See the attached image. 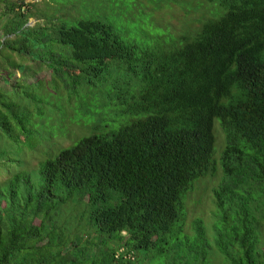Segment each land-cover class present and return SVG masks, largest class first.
<instances>
[{
  "label": "trees",
  "instance_id": "trees-1",
  "mask_svg": "<svg viewBox=\"0 0 264 264\" xmlns=\"http://www.w3.org/2000/svg\"><path fill=\"white\" fill-rule=\"evenodd\" d=\"M173 6L205 8L197 29L159 27L142 47L89 15L30 26L23 0H0V264H264V0L146 14ZM71 101L90 133L27 170L20 155L49 138L41 121ZM215 120L209 238L200 219L186 232L184 199L216 172Z\"/></svg>",
  "mask_w": 264,
  "mask_h": 264
},
{
  "label": "rangeland",
  "instance_id": "rangeland-1",
  "mask_svg": "<svg viewBox=\"0 0 264 264\" xmlns=\"http://www.w3.org/2000/svg\"><path fill=\"white\" fill-rule=\"evenodd\" d=\"M35 16L29 20V25L33 26L40 23V19H48L64 17L67 20H72L77 17L89 15V18L101 20L107 24L115 27L121 35L128 41L147 47L152 43L157 42V33L160 31L159 27L165 29L169 27V33L175 36L183 33L188 27L190 30H195L198 27L199 17L204 9H199L195 13L186 11V7L173 6L169 10L165 9L158 12L156 16L150 21V16L146 14L149 11V6L152 4H164L168 0H23ZM183 2L184 0H176ZM140 10L145 14L141 19L136 21L126 20L123 13L128 16L138 15ZM207 8V7H206ZM209 8V7H208ZM147 10V11H146ZM136 15V16H137ZM88 18V17H87ZM154 23V24H153ZM1 39V36H0ZM50 72L47 70L41 71L35 78L41 81L43 87L48 85L50 81ZM18 77V74H17ZM29 83L32 80L28 81ZM39 94L41 92H38ZM42 93H44L42 91ZM88 101L91 98L87 99ZM75 103L71 101V105L67 106L64 119L54 114L49 121H41L44 134L41 136L49 137L47 139H40L36 148L31 151H25L20 155V159L25 164L27 170L35 168L38 161L42 160L45 153L56 152L59 148L72 145L78 138L86 136L90 133V126L84 127V122L80 118L77 122L71 121V117L76 116ZM103 104V101L101 102ZM100 104V105H101ZM53 130H55L53 132ZM62 131V132H61ZM213 133L215 137L214 159L217 163V169L214 175L207 176L204 179L194 184L192 190L186 195L184 199V206L186 208V223L185 230L191 233V223L200 219L206 228L209 238L213 236L214 204H213V189L216 188L222 179V173L218 166L220 154L223 150L225 137L219 126L217 120L213 123ZM51 136H48L50 135ZM4 179V174L0 173V181ZM81 208L78 206L75 209L69 207L66 217L74 219ZM72 219V220H73ZM212 264H222V259L218 254H213L211 257Z\"/></svg>",
  "mask_w": 264,
  "mask_h": 264
}]
</instances>
